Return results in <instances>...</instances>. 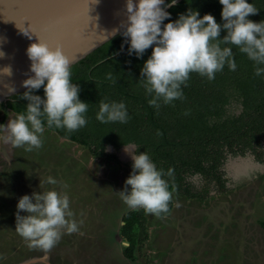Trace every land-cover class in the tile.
<instances>
[{"label": "trees", "instance_id": "1", "mask_svg": "<svg viewBox=\"0 0 264 264\" xmlns=\"http://www.w3.org/2000/svg\"><path fill=\"white\" fill-rule=\"evenodd\" d=\"M246 2L259 10L248 19L264 21V0ZM189 9L198 11L200 18L211 14L218 24H223L219 0H183L168 11L170 20L164 24L176 21ZM224 35L221 32L219 38ZM230 47L237 65L235 71L225 65L211 81L190 73L187 86H182L183 99L168 105L161 101L156 108L149 105L152 96L139 83L140 71L152 48L142 58L135 53L129 55L128 44L119 34L70 67L71 82L80 88L79 99L88 104L86 126L73 132L55 126L48 128L46 121L44 126L87 148L93 157L119 165L123 163L120 154L125 147L134 145L137 154L147 152L157 169L165 172L163 178L169 190L180 197L204 202L213 193L224 194L233 190L231 175L225 168L230 158L252 154L256 162L264 164V74L256 76L255 62L238 47ZM109 74L111 80L107 78ZM23 93L0 103L4 118L7 111L16 115L26 111L28 102L21 99ZM33 94L43 98V88ZM102 100L123 102L128 122H99L96 114ZM123 164L132 169V162ZM169 169L173 170L172 176L167 175ZM173 210L172 198L169 213L161 217ZM149 215L139 209L128 210L122 216L119 233L127 259L135 260L136 253L149 240Z\"/></svg>", "mask_w": 264, "mask_h": 264}, {"label": "clouds", "instance_id": "2", "mask_svg": "<svg viewBox=\"0 0 264 264\" xmlns=\"http://www.w3.org/2000/svg\"><path fill=\"white\" fill-rule=\"evenodd\" d=\"M219 3L222 25L211 14L200 18V13L192 9L180 14L176 21L164 24L170 20L166 9L176 6L177 0L167 4L165 0H138V3L126 0V20L111 35L113 38L122 35L128 44V54L135 53L137 58L152 48L139 81L146 94L152 96L148 101L150 106L159 108L161 101L168 105L183 99L182 86H187L190 73H198L211 81L225 65L235 71L237 65L230 45L238 47L255 62L256 76L264 74V21L256 23L248 19L259 10L246 0H219ZM221 32L226 33L223 39L219 38ZM22 33L32 39L28 32ZM3 55L0 52V57ZM26 55L31 61L32 73L22 82V87L27 89L21 97L28 102L26 111L8 119L6 125H0V143L31 152L43 145L45 121L48 128L55 126L69 132L86 126L88 104L79 99V85L70 79V61L59 46L52 49L39 41L29 45ZM2 74L10 76L11 68L5 67ZM107 78L111 80L112 75ZM41 88L43 98L33 94ZM96 119L101 123H127L126 105L102 100ZM124 150L132 160V172L124 189L116 194L131 210L143 209L158 218L169 213L173 193L163 178L165 172L157 169L147 152L137 154L126 147ZM172 174L173 170L169 169L167 175ZM47 183L55 185L57 181L48 177ZM21 212L26 215H20ZM73 216L66 193L51 190L24 195L17 203L15 233L30 249L49 251L65 232L79 231L83 220L77 222Z\"/></svg>", "mask_w": 264, "mask_h": 264}, {"label": "rangeland", "instance_id": "3", "mask_svg": "<svg viewBox=\"0 0 264 264\" xmlns=\"http://www.w3.org/2000/svg\"><path fill=\"white\" fill-rule=\"evenodd\" d=\"M4 114L0 106V125L16 116ZM41 139L42 147L31 152L0 143V264L42 258L50 264H264V164L252 154L226 163L231 191L204 202L173 193L174 210L165 217L149 215V240L132 260L123 254L119 233L131 209L116 194L132 172L123 164L132 162L130 155L122 151L121 165L95 158L46 127ZM48 177L57 184L47 183ZM51 190L68 195L72 219L83 224L49 251L30 249L15 233L17 203Z\"/></svg>", "mask_w": 264, "mask_h": 264}, {"label": "water", "instance_id": "4", "mask_svg": "<svg viewBox=\"0 0 264 264\" xmlns=\"http://www.w3.org/2000/svg\"><path fill=\"white\" fill-rule=\"evenodd\" d=\"M182 1L177 0L176 5ZM170 2L165 0L166 4ZM125 3L126 0H0V52L4 53L0 57V103L27 91L22 82L32 75L26 55L30 44L41 41L52 49L59 46L71 67L113 39V30L126 20ZM21 31L28 32L32 39ZM5 67L11 68L10 76L2 74ZM35 261L47 262L42 258L24 264Z\"/></svg>", "mask_w": 264, "mask_h": 264}]
</instances>
